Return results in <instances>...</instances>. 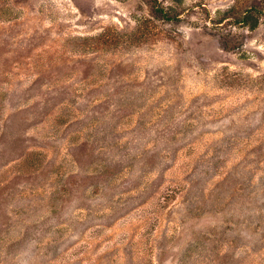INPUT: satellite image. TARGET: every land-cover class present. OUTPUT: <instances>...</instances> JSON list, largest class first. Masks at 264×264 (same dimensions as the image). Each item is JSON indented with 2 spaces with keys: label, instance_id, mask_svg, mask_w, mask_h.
<instances>
[{
  "label": "rangeland",
  "instance_id": "1",
  "mask_svg": "<svg viewBox=\"0 0 264 264\" xmlns=\"http://www.w3.org/2000/svg\"><path fill=\"white\" fill-rule=\"evenodd\" d=\"M0 264H264V0H0Z\"/></svg>",
  "mask_w": 264,
  "mask_h": 264
},
{
  "label": "trees",
  "instance_id": "2",
  "mask_svg": "<svg viewBox=\"0 0 264 264\" xmlns=\"http://www.w3.org/2000/svg\"><path fill=\"white\" fill-rule=\"evenodd\" d=\"M162 9H160L161 11ZM164 12V11H162ZM260 21L259 16H255L251 11H246L245 14L240 19V22L247 25L250 29L258 27Z\"/></svg>",
  "mask_w": 264,
  "mask_h": 264
}]
</instances>
